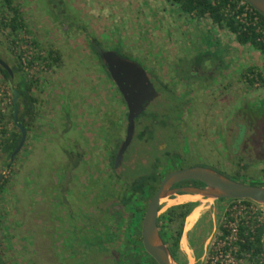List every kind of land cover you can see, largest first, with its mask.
<instances>
[{
    "label": "rangeland",
    "instance_id": "1",
    "mask_svg": "<svg viewBox=\"0 0 264 264\" xmlns=\"http://www.w3.org/2000/svg\"><path fill=\"white\" fill-rule=\"evenodd\" d=\"M12 1L19 8L25 25L15 31L4 25L2 21L11 11L0 0V57L10 66L21 64L20 73L11 77L13 85L25 78L36 101L25 145L10 160L4 145L18 127L11 116L12 92L8 79L0 74V255L7 264H123L116 256L108 255L104 242L107 231L94 233L95 230L92 232L87 227L89 217L94 219L93 215H97L98 197L103 193L99 189H111L113 185L107 177L109 165L103 151L123 139L127 111L114 82L106 75L104 62L91 52L88 35L103 47L116 49L139 62L159 91L156 98H165L146 105L143 114L135 119L134 133L152 116L168 119L176 115L182 101L187 104L190 123L198 121L200 124L221 107L225 114L230 104H238L241 126L247 110L264 111V82L257 75L260 72L264 79L263 53L248 43L240 42L239 48L222 44L220 36L227 26H219L206 15L184 11L170 0ZM205 47L207 51L216 48L209 53L220 66L212 76L206 73L204 63L196 74L190 71L192 65L200 61ZM49 55H57L59 59L51 62ZM221 66L224 69L220 71ZM242 73L253 77V82L244 80ZM216 75L213 89L221 93V98H212V91L204 93L211 77ZM187 87L195 91L192 90L191 95L189 91L183 92ZM198 96L202 97V104ZM208 101L210 105L204 103ZM22 106L21 103L18 113ZM65 120L71 124H63ZM177 128L170 123L165 126L167 147L163 151L155 147L157 138L143 143L135 134L118 166L122 178H138L162 164L168 169L161 170V175L197 163L215 168V154L209 144L194 141L191 130L179 133ZM79 139L84 141L79 145L85 157L79 161L83 163L79 167L83 175L79 178L86 181L93 175L95 183L75 181L77 174L72 157H76ZM94 140L97 141L95 150L92 148ZM168 151L172 153L167 155ZM258 166L254 169L248 163L245 168L238 167L234 171L218 166L215 169L233 179L258 184L264 180V163ZM103 179L106 187H103ZM99 180L102 182L96 183ZM149 198V195L144 196L141 201L134 195L133 205H141L139 221L126 218L121 226L125 227L123 230L107 214L100 215L102 222L117 232L108 244L123 249L126 257H133V253L142 250L134 230L135 223L141 226L139 217ZM164 198L159 215L170 206L193 202L183 220L176 249L182 264H214L221 226L229 228L230 223L235 224V216L237 219L246 216L244 205L259 212L262 208L252 200L244 202L182 191ZM102 204L105 205L106 200ZM199 204L202 206L200 215L186 231L185 222ZM227 212L232 219L227 218ZM178 222L179 219L168 223L166 237L169 239ZM70 225L72 229L67 228ZM262 225L264 228V223ZM261 241L262 251L255 256L241 249L238 264H260V258L264 259V233ZM144 255L154 262L147 252Z\"/></svg>",
    "mask_w": 264,
    "mask_h": 264
},
{
    "label": "flooded vegetation",
    "instance_id": "2",
    "mask_svg": "<svg viewBox=\"0 0 264 264\" xmlns=\"http://www.w3.org/2000/svg\"><path fill=\"white\" fill-rule=\"evenodd\" d=\"M89 37L90 36L88 35L87 42L89 40ZM88 46H89L91 52L94 53L96 55V57H99L101 59H102V57L99 53L100 50L113 49V48L103 47L100 44L99 46H97V52L99 54L98 55L90 47L89 44H88ZM113 50H115L121 57L131 59L130 57H127V55L117 51L116 49H113ZM131 60H133V59H131ZM102 61H103V59H102ZM134 61H136V60H134ZM103 68L106 72V75L110 79H112L107 68H106V66H105V64L103 65ZM191 70H192V67H191ZM146 73L148 74L147 71H146ZM206 73H208L210 76H212L214 74V72L211 73L210 71H207ZM148 76H149V74H148ZM155 77L157 78L158 82L159 81L161 82L158 75H156ZM149 78H150V76H149ZM217 78H218L217 75L213 78L211 77V80L209 82L210 84H208V85H210V87H209L208 91H204V93L209 92V94L212 91L213 92L211 94L212 98H217V97L221 98L222 97L220 95L221 94L220 92H218L217 90L215 91L214 90L215 88L213 89V86H215L214 85V83H215L214 79H217ZM150 80H151V82H152V84L156 90V95L150 101H153L155 99L158 100L160 98L162 99V97L156 98L159 95L158 94L159 91H158L157 87L154 85L151 78H150ZM112 81H113V79H112ZM162 83H165V82L163 81ZM114 84H115V82H114ZM231 87H232V84H231ZM115 88L118 91V93L120 94V98L126 107V102H125L122 94L120 93L118 87L116 86V84H115ZM192 90L193 89L188 90V87H187L183 90V92L189 91V94L191 95ZM193 91H195V89ZM179 94H181V93H179ZM197 99L202 104V102H203L202 97L198 96ZM162 100H165V98ZM223 100L224 99H221V102H223ZM208 102H204V103L205 104L207 103V105H210V102H209V104H208ZM186 107H187L186 102L182 101V104L180 106V110L177 112L176 115L172 116L171 118H168V119L159 118V119H157L153 116L150 117L151 121H150V119H148L147 124H145L141 128V130H139L136 133L133 132L132 138L136 134L137 137L141 141H143V143H145V142H148V140L150 138L155 137V139L157 138L155 141L156 149L163 151L167 147L166 140H165V134H164L165 133L164 128L166 125H168L170 123L173 125H177V127H178L177 129L180 131L179 133L191 130L190 132L193 134L192 138L194 141L197 140L200 144H201V142H202V144L207 142L209 144L210 151L213 154H215V160H213V163L216 166L223 168L226 171L236 170L239 167V162H241V160L246 162V163L252 164V168H254V169H256L255 167H260V166H258L260 163H264V111L257 112L256 109L247 110L246 111L247 114L245 115L246 117L244 118V116H243L242 121H241L242 125L240 126V123H239V106H238V104H230L228 106V109L225 111L226 112L225 114H224V112H222V110H224V108L221 107L220 111H218V112L214 111V114L207 116L208 119L204 120V121L202 120V122L200 124V123H198V121H195L194 123H190V121L188 120V111H187ZM144 110H145V108H144ZM144 110L142 111L141 114H143ZM141 114L138 115L136 118H139L141 116ZM207 114H209V113H207ZM126 116H127V111H126V115H125V129H126ZM134 126H135V123H134ZM124 136H125V133H124ZM82 138H84V137L81 136L80 139H82ZM132 138H131V140H132ZM74 139H75V137H74ZM80 139H79L80 142L77 143V150H76L77 153H75L76 157L75 158L72 157L74 167L77 169V170L74 169V171H76L75 173L77 174V176H76L77 180H75V181L81 182V183H83V182L89 183L92 181L93 183H95L93 180V175L88 176L86 181L80 180V178H79V176H81V174H82L81 173L82 169H79V167L83 164L79 161H82V159L85 158L83 156L84 153L82 154V151L84 149L80 148V145H79L81 143L83 144L84 141L81 142ZM123 139H124V137H123ZM122 140L119 141L115 147L109 146V150L103 151V156L106 157V162L109 165L108 169H109V171H111V172L107 171V173H108L107 177H109L108 179H109V181H111L113 183V185L111 186V189L106 188L105 190L99 189L100 187H95V189L98 188L99 190L103 191V193L100 194L98 197V203L101 204L104 200H106V204L105 205L99 204V206L97 207V210L95 211V214H97L98 216L96 215V217H95L93 215L94 219L89 217V219H88L89 221L87 220L89 222V226L87 225V227L91 228L92 232H94V230H95L94 233H99L100 230L101 231L106 230L107 232H105L104 242H105V245L108 247V251H109L108 255L111 257L116 256L117 257L116 260H118V262H122L123 264H133L132 260L127 259V257H126L127 253L123 249H118L117 247H112L111 245L108 244L107 241L110 240V238H112L113 236H115L117 234V232L111 231V228L109 226L105 225L102 222L103 219L101 220V217H100L101 214L103 216H105V214H107V216H109V217H111V219H113V222L117 223V227L123 230L125 227L122 228L121 226H122L123 222L126 221V218H128V220H129L130 218L134 217L136 212L141 211V205L134 204L133 207L130 206L131 208H129L128 204L122 203L123 196L133 192L131 190L130 186L132 184V181H134V179H135V177L133 179L132 178L131 179H125L124 177L122 178V173H120L119 169H118L120 161L117 165H115V156H116V153L118 151V148H119ZM131 140H130V142H131ZM90 141L92 142V140H90ZM96 142L97 141L94 140V147H92L93 150H95V146H97ZM128 145H127V147H128ZM127 147L125 148V150L127 149ZM123 153H122V155H123ZM171 153L168 151L167 155H170ZM79 154H82V155L78 156ZM240 156H241V158H240ZM219 157L221 158V160L219 159ZM121 158H122V156H121ZM197 164L204 165L202 163H197ZM216 166H215V168L217 169ZM158 167H159V165L157 167H153V169H151L150 172H154V174L151 173V176H149L148 180H146L144 182V184H145L144 185V192L143 193H139V192L134 193V195H136V197L138 196L141 201H143L144 196H147V195H149L150 197L152 196V194L155 192L156 188L158 187V184H159L161 178L164 175V174L161 175L160 171L168 169V166L165 164H162L159 168ZM210 167H212V166H210ZM145 174H148V173H145ZM69 175L67 176V178H69ZM142 175H140V176H142ZM190 180L191 179L181 180V181H178L176 183H173L171 186L176 187V186H181V185H197V186L204 185V183L200 180L193 179V180H195L193 182ZM117 181L120 184H118ZM101 182H102V180L101 181L99 180L96 183H101ZM104 182L105 181L103 179V182H102L103 187H106L104 185ZM120 186L122 187L121 189L119 188ZM124 187L126 189H124ZM152 188H154V190L151 193ZM134 195H133V197H134ZM147 202H148V200H147ZM146 206H147V204H146ZM141 219H142V217H141ZM61 220H63V218H61ZM185 224H186V222H185ZM62 228L65 230L67 228L72 229L73 226L70 225L67 228H66V226H62ZM158 228H159V226H158ZM94 233H92V235ZM167 246H168V244H167ZM142 247H143V245H142ZM168 248H169V246H168ZM169 251H170V249H169ZM144 252H146V251L144 248H142L141 252L133 253V256H140V258H141L140 261L142 262V264H155L152 260L147 259V257L144 255ZM170 253H171V251H170ZM172 253H171V255L173 256ZM174 253L176 254V249H175ZM174 258L176 260H178V262L180 264H182L181 260L179 258H177V255H175ZM259 263L264 264L263 257L260 258Z\"/></svg>",
    "mask_w": 264,
    "mask_h": 264
},
{
    "label": "water",
    "instance_id": "3",
    "mask_svg": "<svg viewBox=\"0 0 264 264\" xmlns=\"http://www.w3.org/2000/svg\"><path fill=\"white\" fill-rule=\"evenodd\" d=\"M246 1L264 16V0ZM99 53L127 107L125 136L115 156V165H117L132 138L135 118L142 113L149 101L156 95V90L146 70L138 62L121 57L113 49L100 50ZM0 65L9 73L8 86L12 92L13 122L20 131V138L10 153L9 159L12 160L25 141L27 126L18 119L17 100L19 92L11 80L13 70L2 57H0ZM185 179L200 180L204 185L171 186L173 183ZM180 191L199 193L213 198L250 199L262 205L264 214V184H253L236 180L213 167L200 164L170 170L163 175L158 187L148 200L140 226L143 248L158 264H180L171 255L167 244L161 238L157 223L162 198Z\"/></svg>",
    "mask_w": 264,
    "mask_h": 264
},
{
    "label": "trees",
    "instance_id": "4",
    "mask_svg": "<svg viewBox=\"0 0 264 264\" xmlns=\"http://www.w3.org/2000/svg\"><path fill=\"white\" fill-rule=\"evenodd\" d=\"M172 2L178 3L179 6L184 11H188L191 13H194L197 16H208L210 20L217 23L220 26H227L229 30H231L237 40L241 43H248L252 45L253 47L259 49L264 56V16L258 12L256 9L251 7L252 11H246L243 6H240L236 8L235 2H232L230 0H170ZM3 4L7 7L8 10L11 11V14H9L8 18L6 20H3V24L6 26H9L11 31H15L25 25L23 18L21 17V12L19 11V8L13 4L12 0H3ZM240 15V16H236ZM88 44L90 47L98 54L97 52V46L100 45L99 41L94 37H89ZM51 53V51H49ZM99 55V54H98ZM50 61H57L59 58L57 55H49ZM101 59V58H100ZM104 65V64H103ZM11 68L13 70V74H19L21 70V64L11 65ZM0 74L3 78L9 79V73L7 70L0 65ZM258 78L264 82L263 76L260 72H257ZM244 80H246L248 83L253 82V77L246 75L245 73H242L241 75ZM15 87L17 88L19 92V99L17 100L18 109L21 105L22 110L18 113V119L22 121V123L26 126L29 125L30 120L32 116L35 113V101L36 97L33 96L29 89H30V83L27 82L25 78H21L15 83ZM11 116L13 117V108L11 109ZM20 138V131L19 129L17 132H13L11 136H9L6 139L5 142V148L8 150V156H10L11 151L16 146L18 140ZM9 163V159H8ZM248 163L241 160L239 162V168H245ZM151 173L154 174V172H150L148 174H143L142 176L135 178L134 181H132V184L130 186L131 190L133 191L130 194H127L123 196L122 203L128 204V207H133V195L135 192L143 193L144 192V182L148 180L149 176H151ZM190 181H195L191 179ZM250 183V182H249ZM258 184H264V180L260 181ZM0 187H1V181H0ZM154 190V188L151 189V193ZM224 198V197H222ZM244 202H250V199H241ZM131 206V207H130ZM193 207V202H183L176 204L174 206L168 207L161 215L157 218V223L159 226V233L161 235V238L163 241L168 244L169 249L173 256L175 257V249H177L179 245V239L182 234L183 229V220L185 216L191 211ZM136 212V211H135ZM138 212L134 215L133 218H136V221L138 220ZM247 216V214H246ZM246 216H238L239 223V231L242 235L243 230L246 228L245 226V220ZM132 218V219H133ZM141 216L139 217V219ZM168 219V221H164V219ZM227 218L232 219L233 216L229 212H227ZM179 219V222L175 228L174 234L170 236V239L166 237L167 235V227L168 223L170 221H174ZM135 220V219H134ZM129 221V220H128ZM128 223V222H127ZM135 223L136 228L134 231H136V237L137 241H139V246L141 248V236H140V228L139 224ZM221 234H226L228 232V229L224 226H221ZM264 233L263 225H260L255 232L254 240H250L248 237L245 238V241L240 242V249H246L253 251L250 253L251 256H255L259 254L262 251L263 248V242L261 241V238ZM137 247V246H136ZM151 258L154 260V258L151 256ZM127 259L132 260L133 264H142L140 261V256H133V257H127ZM155 264H158L154 260ZM0 264H7V262L2 259L0 255Z\"/></svg>",
    "mask_w": 264,
    "mask_h": 264
},
{
    "label": "built area",
    "instance_id": "5",
    "mask_svg": "<svg viewBox=\"0 0 264 264\" xmlns=\"http://www.w3.org/2000/svg\"><path fill=\"white\" fill-rule=\"evenodd\" d=\"M235 2L236 8L243 6L246 11H252L251 5L246 0H230ZM237 17L240 15H236ZM30 59V58H29ZM25 64L27 62H24ZM241 200V199H238ZM245 212H248L245 217V226L246 228L243 230L242 235L240 234L238 223L239 220L237 216H235V224H229L228 232L226 234H221L220 241L217 242L215 247V257L212 260L214 264H238L240 260L237 258L240 254H242L240 249V242L245 241V238L248 237L250 240H254V235L256 229L264 223V214L262 212V208L259 211L249 210V207L244 205ZM246 250V249H244ZM251 253L253 250H247Z\"/></svg>",
    "mask_w": 264,
    "mask_h": 264
},
{
    "label": "crops",
    "instance_id": "6",
    "mask_svg": "<svg viewBox=\"0 0 264 264\" xmlns=\"http://www.w3.org/2000/svg\"><path fill=\"white\" fill-rule=\"evenodd\" d=\"M197 19V18H195ZM198 20V19H197ZM215 23V22H214ZM214 26V25H213ZM220 26V25H219ZM223 30V34H221L220 38H221V42L222 44H225V43H228L231 47H237L239 48L240 47V42L237 40L235 34L229 30L228 28H226L225 30ZM246 44V43H245ZM206 46V45H205ZM203 53H202V56L200 58V61L198 63H195L192 65V70L191 72L193 74H196L199 69V66L202 65V63H204L207 67V71H210L211 73L215 72L216 68H218V66H220L216 61H213L211 56H210V53L209 52H215L216 48L215 47H212L211 49H209V51H207V47L203 48ZM175 61H173L172 63V66L175 67ZM224 69V66H221V70ZM208 87H210V85H208ZM215 86H213L214 88ZM206 91H208L209 88H205ZM262 96H264V94H262ZM63 124L65 125H70L71 124V121H64ZM28 127V126H27ZM25 144L23 143L22 147L24 146Z\"/></svg>",
    "mask_w": 264,
    "mask_h": 264
},
{
    "label": "bare ground",
    "instance_id": "7",
    "mask_svg": "<svg viewBox=\"0 0 264 264\" xmlns=\"http://www.w3.org/2000/svg\"><path fill=\"white\" fill-rule=\"evenodd\" d=\"M162 200H165V198H162ZM201 209H202V206H201V204H199L195 207V209L192 211V213H190V215L188 216V218L186 220V226H185L186 231L189 230L193 226L195 221L198 219L200 212H201Z\"/></svg>",
    "mask_w": 264,
    "mask_h": 264
}]
</instances>
